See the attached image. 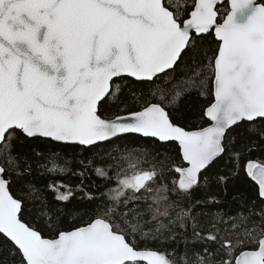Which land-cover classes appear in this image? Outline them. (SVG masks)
<instances>
[{
	"label": "snow or ice",
	"instance_id": "snow-or-ice-1",
	"mask_svg": "<svg viewBox=\"0 0 264 264\" xmlns=\"http://www.w3.org/2000/svg\"><path fill=\"white\" fill-rule=\"evenodd\" d=\"M222 2L0 0V264H264V159L250 156L264 151V2ZM194 91L212 99L207 126L190 129L178 107ZM129 134L175 144L179 161L117 143ZM39 140L104 152L74 171ZM224 158L231 170L213 171ZM241 172L255 197L230 192ZM68 174L80 184L37 179ZM92 176L106 184L99 198L85 188ZM77 190L97 207L81 226L56 227L63 208L47 194L66 206Z\"/></svg>",
	"mask_w": 264,
	"mask_h": 264
},
{
	"label": "trees",
	"instance_id": "trees-1",
	"mask_svg": "<svg viewBox=\"0 0 264 264\" xmlns=\"http://www.w3.org/2000/svg\"><path fill=\"white\" fill-rule=\"evenodd\" d=\"M260 2H264V0H259ZM222 8L226 9L228 7V3L225 2L223 5H221ZM216 40L214 36H206L202 42V48L206 49L208 51V55L211 56L212 52L216 48ZM203 56H199L200 62L203 61ZM191 63V61H189ZM180 73H177V78H179ZM118 83L123 85L131 84L133 86V90L137 91L138 93H143L144 95L148 94V90L151 87L146 82H137L132 79L124 78L123 80H119ZM157 83H162L161 81H157ZM124 99H127V89L126 94L123 97ZM212 99L211 96H201L197 92H192L190 95H186L180 102L178 107V118L180 123L183 126H186L190 129H194L199 126H207V121L202 119V110L203 108L208 104V102ZM131 106V105H130ZM109 107H112L113 110H115L114 105H104V109H108ZM259 126V125H257ZM237 131H240L237 129ZM32 143V142H30ZM36 146L43 150H54L56 152H59L61 154V160L67 159L69 160L70 167L75 171L80 169V164L78 161L91 157L93 155V152L100 153L101 155L104 152V148H96L93 149V152H89L86 150H83L80 147H72V146H63L55 143L45 142L42 140L35 141L34 142ZM117 143L120 145L128 144V145H152V147L158 151H164L167 152L168 155L172 156L174 159L179 161L178 152L175 144H159L155 140L150 138H143L137 135H126L122 137L121 139L117 140ZM251 158H261L264 159V151L262 150H253L250 154ZM245 158H241V167H243V164L245 162ZM96 164H110L112 163L109 159H104L101 161L99 157H97ZM232 168V161H230L227 158L218 160L216 165L213 168V171H221V172H228ZM114 171V170H113ZM111 174V173H110ZM38 182L41 185H44L50 180H62L65 184H68L70 186L75 187L76 185L80 184V177L75 174H68L64 176H46L43 178H37ZM111 184V182H109ZM106 187V184L104 181H101L97 179L95 176H92L90 180L85 181V188L87 191L94 193L98 198L100 196V193L104 191ZM13 191L16 194H22L19 192V186L14 185ZM218 189L214 185L211 189L212 193L217 192ZM257 191V186L253 181H251L249 178H247L243 172H241V175L239 178H237L232 185H230V192L236 193V192H242L247 194L249 197H255ZM48 199L52 203V205L55 207L59 205L63 208V211L59 214V220L57 221L56 227L61 229H70L75 226H81L84 221L88 219V216L91 214V210L95 209L97 207V204L99 203V199H97L95 202H89L86 199H82L83 193L80 191L75 192V198L68 203L66 206L63 205L62 202H56L52 200V194L49 192ZM208 193L198 191L195 193V197L204 200L206 199ZM27 199V197H25ZM26 219L32 223L36 228L40 229L42 232V235L45 237H51L54 232L49 229L48 223L45 219L33 216H30L27 212L25 213ZM0 240H3L2 237H0ZM10 246V242H4L5 251L3 253V256L7 258V247ZM155 246V245H153ZM183 245L180 246V250L182 251ZM5 264H11L10 258L5 259ZM17 264H18V257H17Z\"/></svg>",
	"mask_w": 264,
	"mask_h": 264
},
{
	"label": "water",
	"instance_id": "water-1",
	"mask_svg": "<svg viewBox=\"0 0 264 264\" xmlns=\"http://www.w3.org/2000/svg\"><path fill=\"white\" fill-rule=\"evenodd\" d=\"M225 2H227V3L229 4V0H223V2H222L221 5H223ZM257 2L259 3V0H257ZM125 78L134 80L133 78H130V77H125ZM135 81H136V80H135ZM137 82H140V81H137ZM129 135H134V134H129ZM137 136H139V135H137ZM140 137H141V136H140ZM143 138H144V137H143ZM150 139H152V138H150ZM153 140H154V139H153Z\"/></svg>",
	"mask_w": 264,
	"mask_h": 264
}]
</instances>
